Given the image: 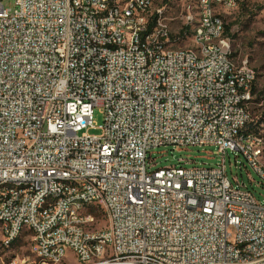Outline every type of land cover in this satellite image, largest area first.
Here are the masks:
<instances>
[{"label": "built area", "instance_id": "1", "mask_svg": "<svg viewBox=\"0 0 264 264\" xmlns=\"http://www.w3.org/2000/svg\"><path fill=\"white\" fill-rule=\"evenodd\" d=\"M144 1L13 0L11 9L0 0V181L27 180L26 189L0 188L1 242L33 226L35 264L49 263L43 255L62 264L68 251L78 264H264V200L237 176L233 183L224 163L227 151L241 154L264 185L254 150L231 140L241 130L254 142L243 96L256 72L246 58L227 68L223 45L204 46V58L196 47L187 52L166 34L174 19L157 22L159 5L156 19L141 23L133 4ZM201 6L203 28L186 34L185 12L179 35L225 34L216 0ZM231 80L246 91H232ZM161 145H213L221 164L187 167L178 158L153 168ZM45 190L53 218L34 221V198ZM86 198L105 204L101 234L91 233L94 220L79 228L73 212L63 219V206Z\"/></svg>", "mask_w": 264, "mask_h": 264}, {"label": "rangeland", "instance_id": "2", "mask_svg": "<svg viewBox=\"0 0 264 264\" xmlns=\"http://www.w3.org/2000/svg\"><path fill=\"white\" fill-rule=\"evenodd\" d=\"M197 0H154V7L164 8L165 16L173 18L172 36H180V46H191V37L179 35L182 32V24H180V15L184 14L189 5L196 3ZM4 8H13V0H2ZM224 21L225 34L231 38L232 55L237 62L240 58H246L252 68H254L255 82L253 85V100L249 105L252 118H264V0H239L236 7L225 10L221 13ZM188 29V30H187ZM179 31V32H178ZM191 34L189 28L186 27V34ZM92 119L95 125L99 126L103 123L102 108L96 106L92 111ZM261 132L264 133V124H262ZM91 133H98V130H91ZM264 141V137L262 136ZM151 157H154L152 163L153 168L171 165L177 162L178 158L188 159L190 166H209L214 167L221 164L222 154L217 151L213 145L205 146H158L152 149ZM226 174L234 183V177L244 183V187L250 190L258 200H264V185L260 184V180L251 168L245 158L238 153L227 151L224 159ZM249 178L252 180L249 181ZM95 219L93 227L103 229L107 226V219L102 208L94 207L92 209ZM30 232L23 231L22 234L13 242L6 246L1 242L2 232L0 224V264H12L16 260V264H35L34 256L29 250ZM62 264H78L73 254L68 251L66 259Z\"/></svg>", "mask_w": 264, "mask_h": 264}, {"label": "bare ground", "instance_id": "3", "mask_svg": "<svg viewBox=\"0 0 264 264\" xmlns=\"http://www.w3.org/2000/svg\"><path fill=\"white\" fill-rule=\"evenodd\" d=\"M204 0H197L196 3L189 5L186 12L188 16L187 28L191 34H197V31L204 26V16L202 14L201 3ZM239 0H216V10L218 12H224L236 7ZM154 0H145L141 4H133V12L138 13V20L141 23H148L150 20L156 19V7ZM92 6H99V0H92ZM185 14V13H184ZM165 16L164 8L158 7L157 22H164ZM188 30V29H187ZM179 32V31H178ZM213 33H220V26H213ZM167 36H172L171 26L166 27ZM188 34V33H187ZM181 41V37L177 36V44ZM191 46L186 47L187 52H195L197 58H204V46L215 47L223 45V52H225V63L227 68H239V62L235 60L232 55L231 38L226 34H220L219 36L206 37L204 40L201 37H191ZM227 42V43H226ZM116 48H123V41H116ZM250 68L252 66L250 65ZM232 91H246V84L240 83V80H231ZM253 100V93L250 96H243V103H251ZM254 133V142H247V137H242L241 130H233L231 133L232 143H238L239 151L254 150V162L255 170L260 173H264V141L262 136L258 133ZM61 182H69V175H61ZM0 188H4L5 191H18L27 188V180L24 179H12L1 180ZM53 205L52 190H45L38 198H34V221H41V218H53V211H47L50 206ZM94 207H101L105 213L107 219V225H109V214L105 211V204L102 203V199L86 198V203L79 204H67L63 206V219H71V213L73 212V218H81L73 220V227L88 228L89 220H94L95 216L92 212ZM1 227L3 226V219H0ZM94 224V223H93ZM91 225L92 234H101L103 229H96ZM5 228H14V219L5 218ZM24 231V227L16 228V237H10L4 241V245L9 246ZM26 231L33 235V226H26ZM36 247V240H29V248ZM43 262H49L48 264H57L51 262V255H43Z\"/></svg>", "mask_w": 264, "mask_h": 264}, {"label": "trees", "instance_id": "4", "mask_svg": "<svg viewBox=\"0 0 264 264\" xmlns=\"http://www.w3.org/2000/svg\"><path fill=\"white\" fill-rule=\"evenodd\" d=\"M227 28H228L227 26L224 27V30ZM252 92H253V87H252ZM259 119H260V117L259 118H252V120L246 124L244 131L260 133L261 132L260 130L262 128V124H264V118L262 120H259ZM262 134H263L262 136L264 137V133H262Z\"/></svg>", "mask_w": 264, "mask_h": 264}]
</instances>
